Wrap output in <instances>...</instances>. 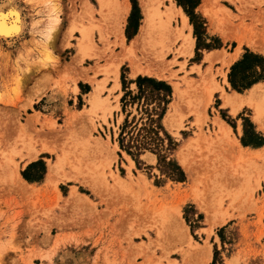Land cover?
Masks as SVG:
<instances>
[{"label":"rangeland","instance_id":"1","mask_svg":"<svg viewBox=\"0 0 264 264\" xmlns=\"http://www.w3.org/2000/svg\"><path fill=\"white\" fill-rule=\"evenodd\" d=\"M203 1L193 8L191 0H152L161 12L167 9L175 32L164 44L153 36L126 54L143 22L144 0H0L6 23L22 24L18 35H0V264H264V152L243 151L240 158L228 142L216 139L215 124L226 123L244 148L264 149L253 108L242 104L231 112L222 104L223 95L245 96L254 84H264L262 79L237 91L229 83L232 65L247 51L264 58V0H208L212 6ZM113 2L129 3L119 28L114 9L120 7ZM171 4L191 27L189 55L179 54L182 41L175 33L182 20ZM210 7L216 18L205 14ZM169 39L170 50L157 57L155 50H165ZM116 62L114 79L110 70ZM251 70L261 73L257 66ZM138 77L171 88L161 140L126 135L121 148L125 118L147 122L142 98L121 102L125 93H137ZM172 83L182 91L180 98ZM93 86L99 88L98 102L88 109ZM258 93L264 94V85ZM153 106L154 99L148 108ZM30 116L35 121L28 123ZM242 138L263 144L244 146ZM25 147L42 152L25 162L20 155ZM181 150L193 167L191 176L181 165ZM56 161V174L47 177L48 165ZM16 164L27 186L10 175ZM180 171L183 181L176 180ZM194 194L205 199L210 221ZM174 216L185 224L188 238L174 226Z\"/></svg>","mask_w":264,"mask_h":264},{"label":"bare ground","instance_id":"2","mask_svg":"<svg viewBox=\"0 0 264 264\" xmlns=\"http://www.w3.org/2000/svg\"><path fill=\"white\" fill-rule=\"evenodd\" d=\"M99 1L102 4V1L103 0H99ZM122 1H124V0H122ZM145 2H147V4H143V6H142V14L144 15L143 22H142V24L140 26V29H139L138 34L130 41V44H129L128 48L126 49V52H125L126 54L133 53L139 47V45L142 44L143 41H145V39L152 38L153 36H156V38H157L156 44L157 43L158 44L159 43L160 44H164L163 43V40L164 39H167L166 41H168L169 36L171 37V35L168 36V33L171 32V31H174L175 32V30L170 29V25H169V23H170L169 17L170 16H169V14H167V9L165 10L166 12H161L160 9L157 6L155 7V6L151 5L152 3H150L149 0H147V1L144 0V3ZM113 3H114V6L113 7H116V6L118 7L119 6V5H117L119 2L117 4H115V2H113ZM125 3L126 2H124V4ZM203 3H205V4L207 3L208 4V0H204ZM205 4H202V5H205ZM8 5H9V8H10L11 3L8 4ZM106 5H107V3H106ZM111 5H113V4H111ZM207 6H212V5L208 4ZM6 7H7V5H6ZM109 7H110V5H109ZM109 7H106V8H109ZM119 7H120L118 9L119 12L113 8L114 11H115L114 12L115 14H116V12H117V14H120V17H119L118 22H117L118 28L119 27H122V23L125 20V15L128 13L129 3H126L125 5H122V6H119ZM11 8H13V4L11 5ZM203 8H207V7L204 6ZM168 9H170V8H168ZM171 9H172L173 13L174 12H177L178 14H180L181 20H182V26H181V28L178 29V32L176 31V33H175V34H178V37H180V39L182 41V43H181L182 50H181V52L179 54H181L180 56L189 55V54H191V50L193 48V42H194L193 41V38L191 36V32H190L191 31V27H190V25L187 22V17L183 14V12L181 11V9L179 7L175 6L174 4H171ZM13 10H15V8H13ZM13 10H12V12H13ZM12 12H11V14H12ZM204 12H205V14L209 18L215 17L217 15V11L215 10L214 7H210L209 9H204ZM9 13H10V9H9ZM13 13L14 14H17L18 13V10L14 11ZM163 14H164V16H163ZM9 17H11V16H9ZM15 18L18 20L17 16H15ZM53 23H54V21H53ZM20 24H21V21H20ZM15 25H9L8 23H6V21L4 19V16H0V35L2 36V34H3V37H4V36H6L4 34H7V36H9L8 33L11 32V31H15L16 35H18L20 33L21 29H22V24L19 25V27H16ZM55 28H56V26H55V23H54V24L49 25V27L47 29L46 44L49 45V46L52 45V42L54 40ZM84 32L85 31H83V34H84ZM121 32L122 31L120 30V33ZM171 34H173V32H171ZM11 35H13V33ZM87 37L89 39V36H87ZM11 38H13V37H11ZM84 39H87V38H83V40ZM170 40L171 39H169V42H170ZM88 42H89V40H88ZM81 44H83V43H81ZM90 44H91V42H90ZM171 44H172V41L169 44H166L165 46L163 45L164 46L163 48L165 50H163V49H161V50H155V53H156L157 57L164 56L166 54L167 49L170 50L169 48L171 47L170 46ZM83 54L84 53H82V55ZM82 55H81V57H83ZM235 55H238V50H237V52H236ZM78 56H80V55H78ZM78 56H76V58ZM48 57H45V59L42 60V64L43 65L47 61ZM207 60H210V57H207ZM118 67H119V62H116L115 65H114V67L110 70V73L112 74V76H114V79H117V76H118ZM132 67H133V73H136L137 70H138V68H136L135 65H133ZM147 73L148 74H151L150 71H147ZM155 75L156 76H161V73L160 72H155ZM85 78H87V77H85ZM23 81H24V79H23V76H22L18 80V82L22 83ZM89 81L92 82V80H89ZM172 87H173L175 96L177 98H180L181 97V94H182L181 93L182 91L178 88L177 83H172ZM259 88H260V83L254 84L251 88H249L247 90V95H245V96H241L239 94H234V95H231V96L230 95H223L222 96V100H223V103L222 104H223V106H228L230 108V111L231 112H236L238 110V108L242 104L249 105L254 110V118L253 119L258 123L259 127L262 130H264V119H263L264 118V94L260 93V95H259V93H258L259 92ZM98 93H99V88L96 87V86H93L92 90L88 94V100H87V102L90 105V107H88V109L89 108L91 109V107L93 108V106H95L97 104V102H98ZM211 95H212V92H211V90H209L208 95H207V98H210ZM37 96H39V95H37ZM30 117L31 118L29 119L28 123H31L33 121V117L34 116H30ZM35 117H36V115H35ZM35 117H34V121H35ZM169 118H170V113L167 111V113L165 114L164 119H163V123L165 125L168 123ZM28 123H27V125H28ZM215 124L217 126L216 127V133H217V135H216L217 138L216 139L217 140H220V141H224L225 143L228 142L227 144L231 147V149L234 152L238 153V155H239L240 158H242V157L244 158L245 156L243 154V149L241 148L238 140L236 138L233 139L230 136V133H231L230 127L228 125H226V123H224L222 120H219V119H217L215 121ZM23 125H24V127L28 128L26 126V123L25 124L23 123ZM192 141H197V140L196 139H192L190 142H192ZM220 141H217V142H220ZM43 146H44V144H43ZM43 149L44 150H48V148H46V147H44ZM262 151L264 152V149H262ZM256 152H259V151H254V153H256ZM35 155H36V151H34L33 154H31V157H34ZM149 156L152 158L151 155H149ZM178 157H179L180 162H181V165H183V168L185 169L186 173L189 174V176H191L192 175V170H193L192 168L193 167L190 165V163L186 159H184V156L182 155V150L178 153ZM263 157H264V154H263ZM58 167H59V161H56L54 164H52V165L49 166V169H48L49 173L50 174H53L57 170ZM116 180H117V183L119 185H121V186L124 185V182L121 181V179L119 177H117ZM20 182H22L23 184H25L21 180H20ZM193 200L207 214L208 220H209L211 214H210V211L207 209L208 207L205 206V203H204L205 199L203 200L201 197H199L198 195L194 194L193 195ZM178 212H179V210H177V212H176V215L177 216H178V214H177ZM177 216L176 217L174 216V218H176L175 225L174 226L177 227L178 231L182 234V237L184 236L185 238H188V235H187L186 229H185L186 226L183 223V221L180 220V218H178ZM180 233H179V235H180ZM205 253H206V255L209 258L210 257L209 251L206 250Z\"/></svg>","mask_w":264,"mask_h":264},{"label":"trees","instance_id":"3","mask_svg":"<svg viewBox=\"0 0 264 264\" xmlns=\"http://www.w3.org/2000/svg\"><path fill=\"white\" fill-rule=\"evenodd\" d=\"M198 3L199 0H191V6L193 8ZM255 66L261 68L260 74H258L255 70H251ZM240 70H242V76L238 78L237 74L238 72H240ZM262 79H264V58L248 51L243 54L240 60L232 65L229 74V83L231 87L237 91L247 89L252 84ZM135 82L137 85V93L132 96H130L131 94L129 93H125L121 99V102L123 106H125V103L128 102L127 99L129 98H131L132 100L142 98L145 102L144 105L146 106L143 108V111L147 114V122L141 124H137L135 122L133 124L132 122L128 123V120L125 118L119 134V145L121 148L124 147L122 140H124L126 135H129L130 137H133V135H135L134 140H137V137L144 138L146 134H150L152 136H155L156 140H161L158 135V133L162 131L160 120L165 112L166 105L169 101L168 98L171 94L170 86L163 81H157L148 77H138ZM152 99L157 101V108H155V106H153L152 108H148V104L150 103V101H152ZM126 130L127 132L125 133ZM164 135L168 138L165 132ZM168 140L170 146L171 140L169 138ZM241 142L244 146L252 147H258L263 144L262 142H254L251 139L247 140L243 138L241 139ZM141 145L142 142H139L136 148L139 150ZM176 180H184V176L181 171L176 177Z\"/></svg>","mask_w":264,"mask_h":264},{"label":"crops","instance_id":"4","mask_svg":"<svg viewBox=\"0 0 264 264\" xmlns=\"http://www.w3.org/2000/svg\"><path fill=\"white\" fill-rule=\"evenodd\" d=\"M126 16V15H125ZM140 29V28H139ZM139 32V31H138ZM138 34V33H137ZM193 44H194V42H193ZM192 52V51H191ZM210 55V54H209ZM209 55H207V57H209ZM237 55H235V53H234V55H233V58L231 57L230 59H229V62H232L233 61V59H235V57H236ZM207 57H206V59H207ZM226 81V80H225ZM260 85H264V84H260ZM115 86L117 87V86H119V83L117 82V80H116V84H115ZM171 86H172V84H171ZM173 88V87H172ZM236 94H238V93H236ZM173 95H175L174 94V90H173ZM233 95V94H232ZM239 95H241V94H239ZM241 96H243V95H241ZM223 101V100H222ZM223 103V102H222ZM227 125V124H226ZM239 142V141H238ZM240 144V143H239ZM240 146H241V144H240ZM241 148L243 149V151H245V153L247 154V153H253L254 151H262V149L263 148H257V149H253V150H251L250 148H244L243 146H241ZM34 150L36 151V155L34 156V157H31V154H33V151L32 150H30L29 148H24V151L22 152V154H20L21 155V160H23V161H25V162H29V161H32V160H35L36 159V157H37V155L38 154H40V152H42V150H41V147L40 148H35L34 147ZM51 165V164H50ZM48 169H49V165H48ZM48 169H47V177H52V176H54L55 174H56V171L53 173V174H50L49 173V171H48ZM9 172H10V175H12L13 177H14V179H16L19 183H20V185H22V186H27L26 185V183L25 184H23L22 182H20V180L21 181H24L21 177H20V175H19V172L17 171V164H16V167L14 166V168H11L10 170H9Z\"/></svg>","mask_w":264,"mask_h":264},{"label":"snow or ice","instance_id":"5","mask_svg":"<svg viewBox=\"0 0 264 264\" xmlns=\"http://www.w3.org/2000/svg\"><path fill=\"white\" fill-rule=\"evenodd\" d=\"M0 16H3V13H0Z\"/></svg>","mask_w":264,"mask_h":264}]
</instances>
